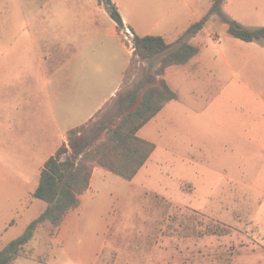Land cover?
<instances>
[{
  "label": "crops",
  "instance_id": "crops-1",
  "mask_svg": "<svg viewBox=\"0 0 264 264\" xmlns=\"http://www.w3.org/2000/svg\"><path fill=\"white\" fill-rule=\"evenodd\" d=\"M114 1L121 11V3ZM85 9V13H33L27 34L30 44L44 55L38 61L18 57V50L14 52L16 56L5 57L7 50L0 48V147H11L14 161L12 171L1 172L2 177L6 174L9 185H0V189L4 195L12 191L8 197L16 201L15 215L5 222L0 234V250L7 241L3 233L14 228L18 216L33 215L20 229L16 227L15 235L23 232L46 208L47 203H39L32 193L39 184L44 163L67 144V132L88 122L123 90L134 50L99 0ZM129 10L130 1L126 0L125 12L121 14L132 32L141 36L161 35L173 45L192 23L206 14H198L192 20V0H166L159 13L139 14ZM237 21L251 29L264 27V23L250 24L251 19ZM2 31L0 27V34ZM23 32L13 29V41L19 42ZM213 32L206 25L190 38L201 47L200 53L184 65L167 68L163 77L177 92L178 99L165 104L138 131L140 138L156 147L134 178L128 180L129 190L149 189L151 163L160 148L153 129L162 119L175 129L180 128L178 104H182L183 89L191 79L192 166L204 162L206 155H213L220 142L234 144L235 149L229 151L238 156L244 154L238 149L239 143L258 147L264 143V42L233 37L234 40H226L222 45L220 37L213 38ZM206 37L221 46L219 56L209 53ZM179 144L171 149L174 151ZM260 151L264 154V148ZM4 161L12 164L8 158ZM108 172L95 167L90 188L81 195L80 205L68 213L54 236L49 234L50 238L64 242L69 236L83 240L92 237L82 234L81 222L90 215L88 210L100 193L96 181L104 180ZM32 205L36 212H31ZM44 228L40 226L34 238Z\"/></svg>",
  "mask_w": 264,
  "mask_h": 264
},
{
  "label": "rangeland",
  "instance_id": "rangeland-1",
  "mask_svg": "<svg viewBox=\"0 0 264 264\" xmlns=\"http://www.w3.org/2000/svg\"><path fill=\"white\" fill-rule=\"evenodd\" d=\"M95 1L0 0V48L7 50L4 56H16L18 50V57L38 61L44 55L30 44L27 34L33 13H85V7ZM118 1L125 12L126 0ZM129 1V12L139 14L159 13L166 5V0ZM210 6L211 0H192V20L207 13ZM221 7L236 20L264 23V0H224ZM207 25L222 45L235 39L220 16L215 15ZM13 29L24 31L19 42L12 39ZM206 40L209 53L219 56L221 46L208 37ZM160 59L135 61L125 74L122 91L134 88L155 70ZM227 73L230 75L229 70ZM182 101L178 104L179 129L164 119L153 129L160 148L151 163L149 189L129 190L128 180L108 172L104 180L96 181L100 193L88 210L90 215L81 222L82 234L92 237L69 236L62 242L50 238L44 228L24 246L26 255L10 264H264V154L260 151L264 143L259 147L239 143L244 154L238 156L229 151L235 149L234 144L220 142L213 155L192 166V79L185 84ZM115 111L112 100L96 120H107ZM10 150L9 146L0 147V185L5 187L9 179L1 172L14 168ZM9 193L4 195L0 189V234L5 222L15 215L16 201ZM32 216H18L14 228L3 233L6 244L22 233L14 234ZM92 217L97 219L92 221Z\"/></svg>",
  "mask_w": 264,
  "mask_h": 264
},
{
  "label": "trees",
  "instance_id": "trees-1",
  "mask_svg": "<svg viewBox=\"0 0 264 264\" xmlns=\"http://www.w3.org/2000/svg\"><path fill=\"white\" fill-rule=\"evenodd\" d=\"M117 23L120 32L126 27L121 11L114 0H99ZM224 0H211L208 12L192 23L176 45L169 44L161 35L134 33L133 57L135 62L150 61L161 55L153 72L148 73L134 88L120 91L113 99L116 111L113 117L96 120L99 112L83 125L67 132V144L50 156L41 170L39 184L32 193L47 203L25 230L0 250V264L26 255L28 244L40 226L54 236L68 213L81 203V195L91 185L95 167H101L126 180H131L146 163L155 144L138 136V131L178 94L170 88L164 74L172 65H184L197 56L201 47L190 41L199 34L212 16L218 15L228 25L230 36L244 41L264 42V27L247 28L223 13ZM128 67L127 71L129 70Z\"/></svg>",
  "mask_w": 264,
  "mask_h": 264
},
{
  "label": "built area",
  "instance_id": "built-area-1",
  "mask_svg": "<svg viewBox=\"0 0 264 264\" xmlns=\"http://www.w3.org/2000/svg\"><path fill=\"white\" fill-rule=\"evenodd\" d=\"M122 35L124 37V40H126V43L129 44V47L133 48V38H134V33L126 26L123 31Z\"/></svg>",
  "mask_w": 264,
  "mask_h": 264
},
{
  "label": "water",
  "instance_id": "water-1",
  "mask_svg": "<svg viewBox=\"0 0 264 264\" xmlns=\"http://www.w3.org/2000/svg\"><path fill=\"white\" fill-rule=\"evenodd\" d=\"M9 262L5 263V264H8Z\"/></svg>",
  "mask_w": 264,
  "mask_h": 264
}]
</instances>
